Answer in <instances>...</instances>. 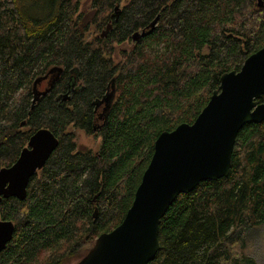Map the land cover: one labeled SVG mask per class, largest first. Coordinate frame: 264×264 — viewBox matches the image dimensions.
Instances as JSON below:
<instances>
[{
  "label": "trees",
  "instance_id": "1",
  "mask_svg": "<svg viewBox=\"0 0 264 264\" xmlns=\"http://www.w3.org/2000/svg\"><path fill=\"white\" fill-rule=\"evenodd\" d=\"M79 1L0 0V168L37 129L58 139L26 197L0 201L14 224L0 264L80 259L121 222L158 135L192 123L264 44V0H91L87 21ZM78 130L98 147L79 148ZM261 224L264 122L239 130L227 176L177 195L148 264H260L245 246Z\"/></svg>",
  "mask_w": 264,
  "mask_h": 264
},
{
  "label": "water",
  "instance_id": "2",
  "mask_svg": "<svg viewBox=\"0 0 264 264\" xmlns=\"http://www.w3.org/2000/svg\"><path fill=\"white\" fill-rule=\"evenodd\" d=\"M257 4L261 7L263 1ZM263 94L264 44L245 58L239 70L220 76L218 88L192 123H180L158 135L121 222L100 233L74 264H148L160 248V219L177 195L192 191L200 181L229 174L239 130L245 124L264 122V102H259ZM57 145L50 129H37L16 160L0 168V201L23 200L30 178ZM13 231L12 220L0 219V252Z\"/></svg>",
  "mask_w": 264,
  "mask_h": 264
},
{
  "label": "rangeland",
  "instance_id": "3",
  "mask_svg": "<svg viewBox=\"0 0 264 264\" xmlns=\"http://www.w3.org/2000/svg\"><path fill=\"white\" fill-rule=\"evenodd\" d=\"M38 5L44 4V0H37ZM78 12H82L84 14V20L90 19L93 13L91 8V0H80L78 5ZM133 46L132 42L124 43L122 45L117 46L115 51V58H119L118 50L119 49H131ZM43 82V86H44ZM101 106V105H100ZM100 142V137L97 136H89L86 135L83 131L78 130L76 134V144L79 148H91L95 150ZM245 251L248 255L253 256L260 264H264V224L252 228L249 231ZM76 260H72L66 264H74Z\"/></svg>",
  "mask_w": 264,
  "mask_h": 264
}]
</instances>
